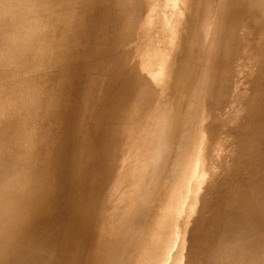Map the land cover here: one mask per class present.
Listing matches in <instances>:
<instances>
[{"label":"bare ground","instance_id":"6f19581e","mask_svg":"<svg viewBox=\"0 0 264 264\" xmlns=\"http://www.w3.org/2000/svg\"><path fill=\"white\" fill-rule=\"evenodd\" d=\"M15 1L18 3V7H10L13 0H0L2 3L1 5H3L0 7V64L4 55H7V58L5 59L8 62L7 64L11 65L12 63L17 62L18 54L22 52L23 54L27 53V55H29V61H25L27 63L25 67L27 69L28 66L32 67L35 62L39 61L41 56L44 58L49 50L53 52L56 48H59L60 58L62 59V57H65L68 64L72 62L74 70L78 66L81 55L83 54L81 51L84 45L86 43L88 44L93 42V39H87L90 26L94 27L98 20L115 12L114 19L117 26L112 33L111 39L114 37V48L117 53L116 57L114 56V67L111 71L113 74L111 79L108 81V84L111 86L112 84L118 83L119 88L112 96L109 107L104 106V103L107 101L106 91L108 87H106L102 93H99L95 99L96 113L91 121L84 124V128L88 132V135L82 137L84 140V152L81 154V157L83 159L89 157L88 153H86V149L92 147V135L94 133L97 134L100 144L103 145V143L106 142V130L108 128V122H110L111 115L120 113L125 107H130L136 102H140L142 105H147L157 96V88L155 86L154 88L152 87L153 89L150 87L148 88V86L140 87L136 82L140 79L142 80L143 77L146 78L147 75L148 77L150 76L149 80H151V77L154 76V79L156 80L151 81L157 82L161 70L165 69L168 62L173 60L175 57L176 53L173 49L174 40L176 38L178 39L180 34L185 35L186 29H184V27H186L189 23V20H186V13L183 21L184 27L182 23H180L178 16L181 14V10H179L180 14L177 15V8L174 6L176 8L175 9L172 6L175 3L170 5L175 9L173 11L177 12L175 15L172 13L173 11H171V15L173 14L177 16L176 19H174L175 16L170 19L169 10L172 7L168 10L167 6H165L167 8L165 9L166 12L168 10V16L166 12L164 13V8L162 10L157 7L159 8L158 11L162 10L160 12H162L165 16L163 15L162 17L161 13H157L156 17L155 13L157 12V8L156 11L154 10L155 12H153L152 4L154 3L153 1L158 2L159 0H149L147 3L149 6L146 7L147 5H145V9H142L141 6L143 3L146 4V1H143L141 4V0H137L139 1L138 4L141 5H138V7L142 9V12L139 11V8L136 9L141 12H138L139 14L136 13V16L133 14L135 12H132V9L130 10L131 7H129L132 0L130 2H128L129 0L126 1L129 3L128 7H118L117 10L107 8L106 10L101 11L96 9L95 15L93 14V16V9L94 7H97V4L94 2L96 0L92 2L93 7H89V5H87L89 4V0H57L52 2V6L54 5L53 7H57L58 5L56 6V4H61L63 2L66 4L76 2L75 7L78 13L77 21L76 23L75 21L73 22L69 34L63 35L61 33V28L57 29V24L60 19H62L61 14H58L61 11V7L57 8V12H46L45 16L38 21L40 24L45 26L43 36L39 38L29 32L28 29L33 25H37V18L35 15L39 8L44 6L39 4L42 0ZM173 1H171V3ZM181 1L182 0H177L174 2H177L176 4L178 5ZM44 2L46 3L47 0H44ZM159 2L161 3L162 1ZM167 2L168 1H165V3ZM151 5L152 9L150 7ZM77 7L79 8L77 9ZM162 7H164V5ZM65 8L67 7H64V9ZM178 9H180V7H178ZM250 12L251 9L249 6L238 7V4H236V8L233 12L231 10L223 13L219 12L217 16H214L212 21L214 26L212 31H210L211 38L198 50L197 61H189L192 65L189 71L185 66L181 68V84H183V81L188 77V75L195 77L192 89L187 90L182 87V94H171L168 98V102L172 103L177 99H182L180 103L183 102V105L178 104L179 106L174 105L170 107L168 112L161 118V120H159V123L154 126L153 131L140 140V143L142 144L139 146L135 144L131 147L132 158L126 162L120 163L111 174L102 178L99 185L100 203L95 209V212L97 211L99 215L95 224L93 223L91 229V231H93L92 234H88L86 236L85 241L81 246L79 258L81 256L82 264H114L116 254H124L122 256L124 264H131L134 261L136 263L133 264H149L148 259L154 252L155 237L158 233V224L156 222L157 220L154 219L155 213L152 214V217L149 216L147 220H142L141 214L144 216L149 213L145 214L146 212L142 210L143 207L141 203L139 205L137 204L140 202V199H146L147 193L151 187H148L151 179L158 175L160 177L163 176L164 179L167 178V175L173 178L175 177V172L173 174L171 173L173 172L172 170H176V168H171V170L167 167V169L163 168L162 165H154L150 167L149 172L144 177L145 181L141 177H138L137 174H139V171L142 168L149 165L148 162L155 156L153 149L159 147L162 142L167 145V148L174 146L176 151L181 150V152L179 151L180 153H177L175 157H179L180 155L179 160H182L181 162H183L182 157L184 155L181 153L184 150L181 148L189 136L190 130L187 122V116H190V113H192V109L194 108L193 105L184 108V105L188 104V101L191 99L195 100L197 94H195L194 91L197 85V80L198 82L199 79L201 80L200 84H198L199 87L203 85L206 88L201 97H205L207 104L213 108L215 102L219 101L222 95L219 90L213 91V84L215 81L213 79H215L216 75L220 76L224 72L225 68L229 64V61L233 62L235 59L241 58L242 60L247 61L246 66L249 64V66L255 68L256 64L253 61V55H256L258 52V46L254 39L256 28L249 18ZM158 14H161V17H158ZM153 16H155V18ZM164 17H167V19L165 18L163 20ZM140 18L144 20L145 24L142 22L143 20L140 21ZM157 18H162V20H159L160 24L157 21ZM155 19L162 30V27H164L165 24L167 25L165 34L166 38L162 37L165 39V42L160 37L156 36L159 33L161 34L163 31L165 32V29L160 32L158 24L154 25L158 30L156 31L159 32L155 35L154 33L156 32L152 31L154 28L151 29L154 26H149L150 21H155ZM137 20L138 22L140 21L143 23H140L142 26L145 25L146 27L144 26L143 28H140L141 25L139 24V26L138 23H136ZM121 23H123V27H121ZM248 23L249 30H247ZM151 24L154 23L152 22ZM75 29H77V34L75 33ZM80 29L82 32L79 33ZM21 30H24L25 35L21 34ZM151 31L152 35H150ZM70 36L74 38V45L72 43L69 47H67L65 42ZM160 36H162V34ZM157 38L160 39L156 42ZM56 45L58 47H56ZM228 47L231 48L228 49ZM233 47H237L238 50ZM235 55L237 56L230 60L231 57ZM194 66H198L196 73L193 71ZM199 70L200 72H198ZM55 73L59 75L58 70H55ZM119 73L120 75L123 74L128 77H123L122 75L121 79ZM140 74H142V78L140 77ZM242 77L246 83H249L248 76L242 75ZM40 78V75H31L29 77V81L26 82L29 87H32L31 94L33 95L32 99H34L33 111H35L36 118L34 117V120H32V125L28 128H23L17 131L15 136L12 135L11 128L9 134L6 135L5 144L0 145V264H37L38 262L44 261H48L51 264L53 256L59 255L62 251V247L57 243L58 238L65 235L67 232L66 220L62 217H67L71 213H78L77 216H79L82 212L81 207H83L84 204L81 194H75L77 188L82 184L83 176L78 167L76 155H74L73 158L70 157V151L67 149V144L69 140H71V136L66 129H62L60 127L63 121L61 115L63 104L62 97L61 101L57 103L51 113V119L47 133L44 137L41 154H39V147L37 146V143L36 145L34 144V138L36 135L38 136L40 134V129L37 130V125H41V121L46 119V115L44 114L46 104L45 97L49 95L48 93L44 96L48 90L47 88L41 92L40 87L45 84V82L40 80ZM116 79L118 81H116ZM125 80L129 81V83L127 81L125 82ZM141 80L139 82H141ZM147 80L144 81L150 82ZM145 84L142 83V85ZM66 90L67 88H63L60 92L64 93ZM22 96L31 98L29 92L26 91L25 93L24 90L22 92ZM18 98L19 97H15L14 95L9 99L12 100L11 103H7L9 100H6L3 104L6 106L9 105L12 110L14 108L19 109L20 112H22L26 109V103ZM163 98L164 95L162 96V99ZM85 101L90 103V99L88 98L85 99ZM107 112H109V114L105 117ZM200 116L201 115L196 113L194 119L198 120ZM182 118L183 121L179 126L177 121ZM256 122L257 128L254 132H252L249 140L244 141L242 139L239 144L248 145L247 152L252 158V164L249 162L250 166L246 175L248 174L251 176L252 180L248 183V188H250L254 194L252 193V195L250 191L249 195V191H247V189L245 192L244 188L247 181L244 183L245 185L241 183L239 180V172L241 168L240 170L236 168L229 174V190H231L232 195H226L223 193L219 180L214 179L210 180L206 186L205 191L208 192L207 196H202L201 198V200L204 201L205 206L206 204L208 206L207 201L209 198V203H212L213 201L216 202H214V204L212 203L214 206L216 204L215 210H212V213H208L212 214L210 219L212 218L213 220H211L214 221V217L216 216H214V214H217V224L219 226H227L228 230L234 231L227 237L226 240L227 247L231 245L235 247L236 250L227 251L226 248L225 250L229 253L225 254L226 251L223 250V248L222 251H225L224 253L219 251L213 258L204 260L203 262L198 261L197 264H200L201 262L202 264H226L229 261L230 264H254L257 261L259 262L256 253L260 256V264H264V234L262 231V224H264V114L261 115L260 111ZM260 122H263V126L258 127ZM70 127L71 130L77 128L76 121L70 122ZM202 128L203 126L199 129V131H201ZM198 142L199 141H197V144ZM54 149H58L59 151L53 152ZM178 162L176 165L181 167L183 163L179 162L178 164ZM176 165L174 166L177 167ZM235 170L238 171L236 172ZM246 175L244 177L245 180L247 178L249 179V176ZM54 177L59 183V191L56 198L52 202L53 208H51L50 205L47 206V201L42 193V190L45 191L47 181ZM178 178L179 175L177 179ZM170 183L168 181L167 186ZM248 184L246 185V188ZM158 185L156 187H158ZM13 186H16L15 190H12ZM169 187H172V185ZM163 190L160 187L158 190H155L153 194H151V200H154L155 206L160 203ZM169 190L171 191L170 188ZM167 192L169 194V191ZM194 192H196V189ZM7 194L13 198L12 205H5L2 200ZM168 194L166 195L167 197ZM184 196L185 194L183 197ZM26 197L29 198V201L27 202ZM169 197L166 201L170 199ZM163 199L165 200V197ZM211 199L212 202H210ZM222 201L223 206L221 210L224 214L221 217H218L217 205H219ZM212 204L209 206L212 207ZM209 206L208 209L210 208ZM47 208L48 214L51 213L49 219L45 217ZM210 209H214V207ZM12 212L20 214L22 217L8 228L5 225V222L9 220V216ZM203 212H205V209L202 208L200 203L197 216L188 230V234H194V237H192L196 242L199 237L197 240L195 239L198 234L201 233L200 231H202H199L200 226H205L203 223L206 221L205 219H207L205 217L206 215H204L205 219L203 218L202 220L201 214ZM206 212L209 211L206 210ZM176 223H178V220ZM200 223L201 225L199 226ZM208 225H210V223L206 224V227H208ZM113 227H116L118 230V240L109 253H103L99 247L102 243H106L107 234ZM204 228L202 226L201 229ZM172 229L173 228H171V230ZM171 230L170 232H167L163 239H166L165 244L160 247L163 252L168 244ZM40 231L41 239L37 241V236ZM173 231H175V229H173ZM139 233L140 236L138 237ZM253 236L256 237V241L251 242L250 239ZM248 237L249 243L247 241ZM193 240L192 242L189 241L191 245L194 243ZM36 241L39 250L35 251L36 247H34L32 251L27 252V249L35 244ZM169 245L171 246V244ZM193 246L191 247L194 248ZM231 246L230 248L233 249ZM191 247H189L190 250ZM191 251L192 252H189L191 253V256L190 254L187 255V261L189 264H194L191 259L196 258L199 251L196 248ZM64 263L65 260L60 261V264Z\"/></svg>","mask_w":264,"mask_h":264},{"label":"rangeland","instance_id":"374dc122","mask_svg":"<svg viewBox=\"0 0 264 264\" xmlns=\"http://www.w3.org/2000/svg\"><path fill=\"white\" fill-rule=\"evenodd\" d=\"M55 1L57 0H47L46 3L44 2V0L39 2L40 5L44 6L40 7L36 12L35 16L37 18V25H33L31 28H29V32L33 33L39 38L42 37L45 26L43 24H40L38 21L45 16L46 12H57V8L61 7V11L58 14H61L62 19H60V21L58 22L57 29L61 28V33L63 35L69 34L73 22L75 21L76 23L78 18V13L75 7L76 2L71 4H66L63 2L61 4H56V6L58 5L57 7H53L54 5L52 6V2ZM93 1L94 0H89V4H86L89 5V7H93ZM124 1L126 2L127 0H96L94 2L97 4V7H94L92 16L93 14L95 15L96 9L102 11L106 10L107 8L117 10L118 7H128L129 3H125ZM130 1L131 0H129L128 2ZM132 1L134 3L135 9ZM132 1L129 7H131L130 10L132 9V12H135L133 13L134 16L137 15L136 13L149 6L147 5L149 0H141V4L143 3V1H146V4L143 3L144 7L143 4L142 6L138 4L140 0ZM159 1L162 2L160 3ZM159 1V3L157 1L153 2L156 5L159 4L160 6L163 3L164 7H162V5L161 8L159 5L156 6L153 3V12H155L156 8L159 7L162 10L164 8L165 13L167 9L165 6L168 7V10L172 6H175L177 9L175 7L174 8L177 10L178 14L176 11H173L175 9L172 7L173 9L171 8L172 10H169L170 14L167 10V16L169 14V17L171 19V17H174L176 14L179 15V10H181V14L178 16L180 23H182L184 27L183 21L184 15L186 13L187 15L185 16H187L186 20H189V23L187 21L189 27L188 24L186 25L185 23V35L180 34L178 39L176 38L174 40L173 49L176 53L175 57L173 60L168 62L165 69L161 70L157 82L151 81L156 80L154 79V76L151 77V80H149L150 76L148 77V75L146 77L148 80L145 77H143V79L141 77L142 74H140L142 80L139 78L141 82H139L140 80H137L138 82H136L140 87L148 86V88H154L155 86L157 88V96L153 98L147 105H142L140 102H136L130 107H125L123 110H121L120 113L111 115L110 122H108L109 125L106 130V142L103 143V145L100 144L97 134L94 133L92 135L93 145L92 147L86 149V153H88L89 155V157H87L86 159H83L81 157V154L84 152V140L82 137L88 135V132L84 128V124L91 121L96 113L95 99L97 98L99 93H102L106 89V87H108L106 91L107 101L104 103V106L109 107L112 96L119 88L118 83L112 84L111 86L108 84V81L111 79V76L113 74L111 73V71L114 67V56L116 57L117 53L116 49L114 48V37L111 39L112 33L117 26L114 19L115 12L105 16L103 19L98 20L94 27L90 26L87 39H93V42L88 44L86 43L84 45L81 51L83 54L81 55L78 66L74 70V67H72V62L68 64V61L65 57H62V59L60 58L59 48H56V50L53 52L49 50L44 58L41 56V59L35 62L32 67H29L27 65L28 69L25 67V65L27 64L25 61H29V55H27V53L23 54L22 52H20L18 54L17 62L12 63L11 65L7 64L8 62L5 60L7 58V55H4V58H2L1 60L0 145L5 144L6 135L9 134L11 128L12 135L15 136V133L17 131L23 128H28L32 125V120H34L35 117V111H33L34 99H32L33 95L31 94L32 87H29L26 82L29 81V77L31 75H40V80L45 82V84L40 87L41 92L47 88L48 90L44 96H46L48 93L49 95L45 97L46 104L44 114L46 115V119L41 121V125H37V130L40 129V134L38 136L36 135V137L34 138V144L36 145L37 143V146L39 147V154H41V148L44 137L47 133V129L49 127L51 113L57 103L61 101L62 97L63 104L61 115L63 121L60 127L62 129H66L71 136V140H69L67 144V149L68 151H70V157L73 158L74 155H76L77 164L83 176L82 184L77 188L75 192V194H81V197L83 199L84 204L83 207H81L82 212L79 214V216H77L78 213H71L67 217H62L66 220L67 232L65 235L58 238L57 243L62 247V251L59 255L53 256L51 264H60V261L62 260H65L64 264H82L81 256L79 258L81 246L85 241L86 236L88 234H92L93 231H91V229L93 223L95 224L96 219L99 215L97 211L95 212V209L96 206H98V204L100 203L99 185L102 178L111 174L120 163L126 162L132 158L131 147L135 144H137V146L142 144L140 143V140L143 139L148 133L153 131L154 126L159 123V120H161V118L168 112L170 107L178 104L183 105V102L180 103L182 99H177L173 103L168 102V98L171 96V94L180 95L182 94V87L184 89L190 90L192 89V85L195 82V77L188 75V77L183 81V84H181V68L185 66L189 71L192 66L189 61H197L198 50L206 41L211 38L210 31H212L214 26L212 24L214 16H217L219 12L223 13L229 10L233 12L236 8V4H238V7L249 6L251 9L249 18L256 28L254 39L255 43L258 46V52L256 53V55H253V61L256 64L255 68L249 66V64L247 65V67V61L242 60L241 58L235 59L233 62L229 61V64L225 68L224 72L220 76L216 75L215 79H213L215 80L213 84V91L219 90L222 93L219 101L215 102L213 108L207 104V101H205V97H201L206 88L203 85L199 87L198 84H200L201 80L199 79V82L197 80V85L194 91V93L197 94L195 100L191 99L190 101H188V104L184 105V108H187L191 105H193L194 108L192 109V113H190V116H187V122L190 130L189 136L187 137L185 143L181 148L184 150H182L183 152L181 153L184 155L182 157L183 162H181L182 160H179L180 155L179 157H175V155L177 153H180L181 150H179L180 152L178 150L176 151L174 146H172L171 148H167V145L162 142L159 147L153 149L155 152V156L153 157V159L151 158V161L148 162L149 165H146L139 171V174H137L138 177H141L144 180V177L149 172L150 167L154 165H162L165 169L176 168L177 170L176 171L171 169L173 171L171 174L175 172V177L173 178L167 175V180V178L164 179V177L162 176L165 181L167 180L166 183L159 175L151 179L148 184V187H151L149 192L147 193L146 199H140V202L137 204L139 205L141 203L143 207L142 210L146 212L145 214L149 213L144 216L143 214H141L142 220H147L149 216L152 217V214L155 213L154 219L157 220L156 222L158 224V233L155 237L154 252L148 259L149 264H186V262L187 264H189L187 261V255L190 254L191 256V253L189 252H192L191 250H193L194 248L198 249L199 253L196 258L191 259V261L194 264H197L198 261L203 262L204 260L213 258L219 251L221 253H224L226 251V248L227 251H234L235 249V247L231 245L230 246L233 247V249L230 248V246L227 247L226 240L227 237L234 231L228 230L227 226H219L216 219L217 214H214V216L216 215L215 217L212 216L214 217V221H212V218V220L210 219L212 214L208 213H212L211 211L215 210L216 204L215 206L213 205L215 201L212 202L211 199L210 202H212V204L209 203L210 198L208 199V201L206 200L208 206L212 204V207L209 206L210 208L214 207V209L209 208V210L207 204L205 206L204 201L201 200V198L202 196H207L208 192L205 191L206 186L208 185L210 180L214 179L219 180L223 193H225L226 195H232L231 190H229V174L236 168L238 170H240L241 168L239 172V180L241 181V183L244 184L247 181L245 183L247 185L252 180L251 176H249L248 174L246 175V172L249 170L250 164H252V158L247 152L248 145L239 144L242 139L244 141H248L252 132L256 130V119L258 118L259 111L261 115L264 114V0H182L178 5L176 4L177 2H174L177 0ZM165 1L170 2L165 3ZM171 1L173 2L171 3ZM1 4L2 3L0 2V7L3 6ZM170 4L174 5L171 6ZM138 5L141 6L142 9L138 7ZM145 5L147 6L145 7ZM152 5L150 6L151 9ZM10 7H18V3L13 0ZM64 7L67 8L64 9ZM178 7H180V9H178ZM78 8L79 7H77V9ZM138 8L140 9L139 11L136 10ZM159 8H157V12L155 13L156 17L157 13L162 14V12H160L162 10L158 11ZM171 11H173L172 13L176 14L171 15ZM161 14H158V17H163L164 14ZM155 16L153 17L155 18ZM176 17L177 16H175L174 19H176ZM165 18L167 19V17H164L163 20ZM138 20L136 22L138 23V25L142 22L144 23L143 19L140 20H143L142 22H138ZM159 20H162V18H157V21L160 24ZM152 22L154 24H151ZM142 24H140L141 26L139 25L140 28H143L145 26H142ZM150 24L149 26L152 27L154 25H157L158 23L155 19V21H150ZM159 24L158 26L160 28ZM166 26L167 25L165 24L164 27ZM121 27H123V23H121ZM164 27L162 28L163 30L165 29V32L161 28H158L160 32H164L161 33L162 36H160L161 34L157 32L158 30L157 28H155V26L151 29L154 28L152 31L156 33H153L155 35L159 33V36H156L160 37L165 42V39H163L162 37L166 38L165 34L167 27ZM247 30H249V23L247 26ZM152 31L150 35H152ZM80 32H82L81 29L79 30V33ZM75 33L77 34V29H75ZM21 34L25 35L24 30H21ZM160 38H157L156 42ZM72 43L74 45V38L70 36L66 39L65 45L69 47ZM56 47L58 46L56 45ZM230 48L231 47H228V49ZM233 48L238 50L237 47ZM237 55L231 57L230 60L235 58ZM55 70H58L59 75L55 73ZM197 70L198 66H194L193 71L196 73ZM198 72H200V70ZM122 75H120L119 73L120 78L122 77ZM242 75L249 77V83H246L244 81ZM125 76L128 77L127 75H123V77ZM117 79L116 81L119 80ZM144 80L150 81L151 83ZM126 81L127 80H125V82ZM127 82L129 83V81ZM140 83L141 85L142 83L145 85L141 86ZM155 83L156 85H158L156 86ZM63 88H67V90L64 93H61L60 91H62ZM23 90L25 93L26 91H28L31 98L23 97ZM14 95L15 97H19V100H23L26 103V109L24 111L20 112L19 109L14 108L12 110L9 105L6 106L5 104H3L4 101L9 100ZM163 95L164 98L162 99ZM87 98L90 99V103H87L85 101V99ZM11 102L12 100H9L7 103ZM196 113L201 115L198 120L194 119ZM108 114L109 112L106 113L105 117ZM75 121L77 123V128L71 130L70 122ZM182 121L183 118L177 121L179 126L181 125ZM202 126V130L199 131ZM261 126H263V122H260V124L258 125V127ZM197 141H199L198 144ZM58 151V149H54L53 152ZM178 161L183 163L181 167L176 165ZM174 165H176L178 169ZM238 170L235 171L237 172ZM178 175L179 178L177 179ZM245 175L249 176V179L247 178L245 180ZM168 181L169 183H171L167 186ZM157 185L158 187H156ZM170 185H172L173 189L172 187H169ZM246 185L244 190L246 192L247 189V191H249L248 194L250 195L251 189L248 188L249 184L247 188ZM160 187L162 190L164 189L161 195L162 197H165V200L163 199L164 197H161L159 203L160 205L157 204L155 206L154 200H151V194H153V192L155 190H158ZM168 187L173 192H171ZM15 189L16 186H13L12 190ZM193 189L194 191L196 189V192H194ZM58 191L59 183L56 178L54 177L48 180L45 191L42 190V193L47 201V206L50 205L51 208H53L52 202L56 198ZM167 191H169V194H171L169 195ZM252 193L254 194V192L251 191V194ZM167 194L168 197L170 196V199L168 201H166L168 198L166 196ZM184 194L185 196L183 197ZM2 200L4 201L5 205H12L13 198L9 194L4 196ZM27 201H29L28 197H26V202ZM200 203L202 208L205 209V212L201 214V218L203 220L204 215H206L205 217L207 219H204L207 222L209 220V222L207 223L204 220L205 222L203 224H205V226L201 225L202 222L199 224V226L201 225L199 231H202H200L201 233H199L197 238L195 239L197 240L199 237L196 242L193 240L194 234H188V230L191 227L193 220L197 216ZM222 206L223 201L219 205H217L218 217H221L224 214V212L221 210ZM206 210L209 212H206ZM50 216L51 213L48 214L47 208L45 217L49 219ZM21 217L22 216L20 214L12 212L9 216V220L5 222V225L9 228L13 225L14 222L20 220ZM177 220L178 223H176ZM209 223L210 225L206 227V224ZM262 225L264 226V224ZM202 226L203 228H205L201 229ZM263 226L262 231L264 234ZM171 228L175 229V231H173V229L171 230ZM170 230L171 235L169 237L166 249L163 252L160 247L165 244L166 239H163L166 236L167 232H170ZM139 236L140 233L138 234V237ZM39 239H41V231L38 233L37 241ZM117 240L118 230L116 227H113L107 234L106 243H102L99 249L102 250L103 253H109L116 244ZM192 240L194 241V243H192L191 245L189 241L192 242ZM37 241L27 249V252L32 251L34 247H36L35 251L39 250ZM247 241L249 243V237L247 238ZM250 241H256V237L253 236ZM169 244L173 246L171 247ZM189 245L193 246L194 248ZM189 247H191V250ZM222 249L225 251L223 252ZM227 251L225 252V254L229 253ZM164 254L165 256L163 257ZM123 255L124 254H116L114 258V264H124V262L122 261ZM256 255L259 262L257 261L254 264H260V256L258 253H256ZM169 260L171 263L169 262ZM202 262L200 264H202ZM133 263L136 262L134 261ZM37 264L50 263L48 261H44L38 262ZM226 264H230V261Z\"/></svg>","mask_w":264,"mask_h":264}]
</instances>
